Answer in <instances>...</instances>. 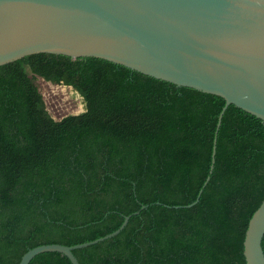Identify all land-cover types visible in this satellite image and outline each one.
Returning <instances> with one entry per match:
<instances>
[{
    "label": "trees",
    "instance_id": "1",
    "mask_svg": "<svg viewBox=\"0 0 264 264\" xmlns=\"http://www.w3.org/2000/svg\"><path fill=\"white\" fill-rule=\"evenodd\" d=\"M36 77L72 86L85 109L54 118ZM224 105L96 57L36 53L1 65L0 264L97 239L138 210L117 236L74 250L80 263L247 264L246 231L264 200V123L230 105L210 173ZM30 264L72 263L45 252Z\"/></svg>",
    "mask_w": 264,
    "mask_h": 264
},
{
    "label": "water",
    "instance_id": "2",
    "mask_svg": "<svg viewBox=\"0 0 264 264\" xmlns=\"http://www.w3.org/2000/svg\"><path fill=\"white\" fill-rule=\"evenodd\" d=\"M36 53L101 58L222 97L210 173L230 105L264 123V0H0V66ZM202 192L185 207L195 205ZM139 213L91 241L38 245L19 264L45 252L81 264L74 250L117 236ZM263 238L264 200L246 231L247 264H264Z\"/></svg>",
    "mask_w": 264,
    "mask_h": 264
},
{
    "label": "rangeland",
    "instance_id": "3",
    "mask_svg": "<svg viewBox=\"0 0 264 264\" xmlns=\"http://www.w3.org/2000/svg\"><path fill=\"white\" fill-rule=\"evenodd\" d=\"M35 83L43 94L47 109L56 118L77 114L85 109V102L79 92L71 87L54 84L42 77H36Z\"/></svg>",
    "mask_w": 264,
    "mask_h": 264
},
{
    "label": "flooded vegetation",
    "instance_id": "4",
    "mask_svg": "<svg viewBox=\"0 0 264 264\" xmlns=\"http://www.w3.org/2000/svg\"><path fill=\"white\" fill-rule=\"evenodd\" d=\"M72 87V86H71Z\"/></svg>",
    "mask_w": 264,
    "mask_h": 264
}]
</instances>
